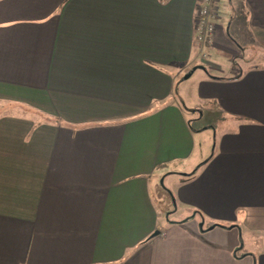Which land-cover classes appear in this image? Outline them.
I'll use <instances>...</instances> for the list:
<instances>
[{"label":"crops","instance_id":"1","mask_svg":"<svg viewBox=\"0 0 264 264\" xmlns=\"http://www.w3.org/2000/svg\"><path fill=\"white\" fill-rule=\"evenodd\" d=\"M198 2L0 0V264H264V0Z\"/></svg>","mask_w":264,"mask_h":264},{"label":"built area","instance_id":"2","mask_svg":"<svg viewBox=\"0 0 264 264\" xmlns=\"http://www.w3.org/2000/svg\"><path fill=\"white\" fill-rule=\"evenodd\" d=\"M216 0H199L196 7L195 31L198 44L205 46L215 32L214 18L218 15ZM207 56L205 52L203 54Z\"/></svg>","mask_w":264,"mask_h":264},{"label":"rangeland","instance_id":"3","mask_svg":"<svg viewBox=\"0 0 264 264\" xmlns=\"http://www.w3.org/2000/svg\"><path fill=\"white\" fill-rule=\"evenodd\" d=\"M262 50L264 51V47L262 48ZM222 119H227V118L223 117ZM219 122H221V120ZM205 130H206L205 132H199L198 135L199 136H206L207 138L210 136L212 138L213 137V133H214V128H207ZM212 146H213L212 143L206 142V148H208L207 149V155L212 151V149H213V151L216 150V147H212ZM168 181L169 180H167V182H165L166 185H167V183L169 184ZM162 183H163L162 181L154 180L153 184L151 185L152 191L157 195V197L162 193V191H160V189L162 188L161 187ZM245 235L247 237L248 236H253L255 238V240L252 241V239H250V243H249V241L245 240L246 244H244V242H243L242 245L239 248L253 251V253L255 255L259 251L264 249V233H262V232H254L253 234L251 233L250 235H248V233L245 230Z\"/></svg>","mask_w":264,"mask_h":264},{"label":"trees","instance_id":"4","mask_svg":"<svg viewBox=\"0 0 264 264\" xmlns=\"http://www.w3.org/2000/svg\"><path fill=\"white\" fill-rule=\"evenodd\" d=\"M192 212H193V214L191 215V217H195L196 215H198V216H199L198 219L201 221V223L205 221L204 214L201 213L199 210H194V211H192ZM213 223H214V222H213ZM216 224H218V223H216Z\"/></svg>","mask_w":264,"mask_h":264}]
</instances>
